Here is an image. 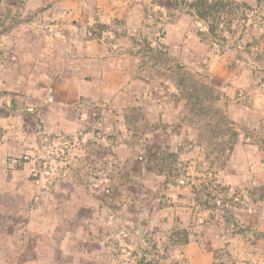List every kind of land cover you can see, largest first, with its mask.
<instances>
[{"label":"rangeland","instance_id":"rangeland-1","mask_svg":"<svg viewBox=\"0 0 264 264\" xmlns=\"http://www.w3.org/2000/svg\"><path fill=\"white\" fill-rule=\"evenodd\" d=\"M191 1L133 0L77 39L36 13V48L0 73V264H264V0H233L214 33ZM9 16L1 39L33 19ZM147 144L188 174L143 169Z\"/></svg>","mask_w":264,"mask_h":264},{"label":"crops","instance_id":"crops-1","mask_svg":"<svg viewBox=\"0 0 264 264\" xmlns=\"http://www.w3.org/2000/svg\"><path fill=\"white\" fill-rule=\"evenodd\" d=\"M85 1L86 0H25L24 3H20V0H0V15L7 22L10 20L9 13L13 12V10L21 12L24 16L28 12H31L33 15V19L27 21L29 27H26V22H22L21 25L18 26V28L14 29V31L10 32L8 30L7 32L2 34V39L0 38V41L3 42L0 52V73L5 74V72H7L5 75L8 77L10 74H15L13 72H19L18 69L22 65L20 60L22 58L28 57L29 51L36 48L37 39L35 37V33L37 32V30L35 29L34 25L38 23L35 21H37L40 16H36V13L40 11L48 15V18L51 20V22L57 20V22H55L56 26L68 23L67 26L73 28V35L76 39L79 38L80 35L78 34V30L75 26L79 27L80 24L91 25L94 21H101L102 23L109 24L112 22V20H114L113 18L115 17H130V13L133 14L137 11V4L131 2L133 0H101L102 3H100V5H103L101 9L102 13L101 11L96 13V9L94 7H91V5ZM64 18H68L71 21L65 20ZM71 22L73 24H71ZM30 24H33L32 28L30 27ZM12 40H15L16 44L13 41L12 46L8 45L10 44V42H12ZM12 56L16 57L17 60L12 61ZM3 81L4 75L2 81H0V86L3 85ZM23 173L24 169L19 168L14 170L10 174L12 179H15V187L19 185V177L22 176ZM20 195L21 193H17V196ZM10 215L11 211L8 210L7 213H5L0 218L2 220V223L0 224V241L1 234L6 232L5 229H15L11 227L10 221L7 223V221L10 219ZM58 240H62V237H58ZM6 242L7 243H0V250L9 249L8 244L10 243L8 241ZM19 246L22 249L23 245ZM34 248L38 249L39 246H36ZM1 259L3 263L8 260L4 256H2ZM29 260L30 259H22L23 262H30ZM33 260H36V258H34ZM38 260L40 261V259H37L36 261Z\"/></svg>","mask_w":264,"mask_h":264},{"label":"trees","instance_id":"trees-1","mask_svg":"<svg viewBox=\"0 0 264 264\" xmlns=\"http://www.w3.org/2000/svg\"><path fill=\"white\" fill-rule=\"evenodd\" d=\"M257 3L260 2V0H255ZM233 0H192L189 5L195 8L196 15L201 18L204 21H208L210 18L212 21L208 24L209 33H214L219 28V20L222 18V16L225 14H229L233 10ZM235 4V1H234ZM246 5V4H245ZM244 3L241 4V6H245ZM238 135L237 132H233ZM159 144V143H158ZM160 145V144H159ZM167 157L165 156V153ZM214 155V154H213ZM224 156L223 154L217 155L216 160L222 161ZM144 164L143 169L149 172L153 173H159V174H165L168 172L169 176L166 177H173L176 179H180V177L186 176L188 173L186 171V167L180 166L177 162H180L179 159V153L174 151H165L162 149V147L158 146L157 144L151 145L147 144V151L144 155ZM178 164V165H177ZM175 181V184H178ZM211 181V180H208ZM171 181L167 179L164 183L168 184ZM209 183V182H208ZM208 183H200L199 185H191L193 194V200L197 203H199L200 206L203 208H214L216 206V202L218 198L213 197L212 199V192H209V198L202 199V193H204V188H208L209 190V184ZM217 182L212 183V185H215ZM218 184V183H217ZM211 185V186H212ZM210 186V187H211ZM219 186V184H218ZM205 194V193H204ZM212 194V195H211ZM227 195V193H226ZM180 198H186L185 195H180ZM185 234V237L183 239H174L173 244L176 243H188L189 242V232L188 229H184L182 231Z\"/></svg>","mask_w":264,"mask_h":264}]
</instances>
